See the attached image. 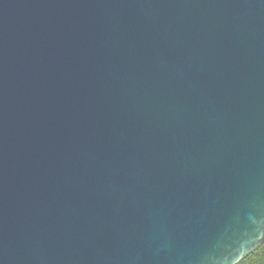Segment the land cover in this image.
Listing matches in <instances>:
<instances>
[{
  "label": "water",
  "instance_id": "water-1",
  "mask_svg": "<svg viewBox=\"0 0 264 264\" xmlns=\"http://www.w3.org/2000/svg\"><path fill=\"white\" fill-rule=\"evenodd\" d=\"M262 244L264 0H0V264Z\"/></svg>",
  "mask_w": 264,
  "mask_h": 264
},
{
  "label": "trees",
  "instance_id": "trees-1",
  "mask_svg": "<svg viewBox=\"0 0 264 264\" xmlns=\"http://www.w3.org/2000/svg\"><path fill=\"white\" fill-rule=\"evenodd\" d=\"M241 264H264V244L243 259Z\"/></svg>",
  "mask_w": 264,
  "mask_h": 264
},
{
  "label": "clouds",
  "instance_id": "clouds-1",
  "mask_svg": "<svg viewBox=\"0 0 264 264\" xmlns=\"http://www.w3.org/2000/svg\"><path fill=\"white\" fill-rule=\"evenodd\" d=\"M244 257H242L241 255L237 254L235 255L231 261H230V264H241V261Z\"/></svg>",
  "mask_w": 264,
  "mask_h": 264
}]
</instances>
